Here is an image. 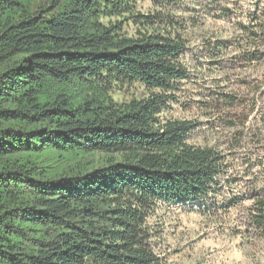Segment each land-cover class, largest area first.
Here are the masks:
<instances>
[{"label":"trees","instance_id":"obj_1","mask_svg":"<svg viewBox=\"0 0 264 264\" xmlns=\"http://www.w3.org/2000/svg\"><path fill=\"white\" fill-rule=\"evenodd\" d=\"M129 1L0 0V264H155L149 204L205 196L222 170L219 151L188 142L192 121H159L165 94L111 100L114 82L169 91L188 75L182 39L102 22ZM45 150L120 159L50 175Z\"/></svg>","mask_w":264,"mask_h":264},{"label":"rangeland","instance_id":"obj_2","mask_svg":"<svg viewBox=\"0 0 264 264\" xmlns=\"http://www.w3.org/2000/svg\"><path fill=\"white\" fill-rule=\"evenodd\" d=\"M32 11L51 0H22ZM120 34L180 38L186 78L169 91L140 81L114 82L115 104L165 94L157 118L190 120L188 142L223 156L209 194L190 201H154L143 222L155 264H264V0H130L103 17ZM50 175L88 170L116 153L37 154Z\"/></svg>","mask_w":264,"mask_h":264}]
</instances>
